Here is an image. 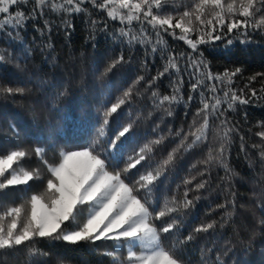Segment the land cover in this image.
I'll return each instance as SVG.
<instances>
[{
    "label": "snow or ice",
    "instance_id": "6c2138e0",
    "mask_svg": "<svg viewBox=\"0 0 264 264\" xmlns=\"http://www.w3.org/2000/svg\"><path fill=\"white\" fill-rule=\"evenodd\" d=\"M29 5L31 8L27 12L20 7ZM92 9L105 13L107 19L122 25L118 31L120 37L126 39L129 49L134 45L150 46L152 53L159 52L164 60L163 70H158L150 78L138 76L114 102L110 98L102 112L97 139L79 150L61 149L54 162L45 158L48 149L40 146L29 151L17 145L0 153V199L7 196L10 188L24 186L27 191L35 181H43L44 185L41 191L27 198L21 197L19 203L13 201L6 206L0 203V264H5L4 257L21 246L30 257H47L49 254L37 246L42 240L70 244L112 241L110 250L104 253L110 258V264H190L183 248L195 238L194 235L189 234L184 239L173 237L184 223L183 216L199 199L198 196L190 199L189 194L208 187L209 180L197 181L198 176L205 177L214 166L222 168L225 173L221 178L224 200L212 211L223 209L225 215L231 217L232 213L227 209L235 204L232 178L236 174L229 163L228 153L233 134L238 129L227 113L236 111L240 105L250 104L253 98H261L258 91L264 93V83L259 90L249 86L257 77H264V73L249 77L248 83L237 89L235 80L243 69L236 67L214 73L200 48L224 39L231 45L234 36L240 38L241 43H252L255 34L264 35V0H190V3L177 0H0V14H4L0 19V32L9 29L7 35L13 39L12 30L23 28L26 21L45 17L46 10L51 15L60 16L65 28L72 27L65 17L84 14L93 28L102 23L103 29L107 30L106 20L94 19ZM44 28L51 31V22L47 18L44 19ZM39 30L43 34L44 29ZM166 36L183 41L191 51L174 52ZM4 59L5 56L0 54V61ZM126 62L121 51L108 63L102 75H108ZM142 67L148 68L147 60L143 61ZM166 75L170 78L171 90L161 94L155 86ZM184 75L189 78L190 89L186 100L182 91ZM173 76L175 79H171ZM141 82L146 86L145 91H151L154 109L162 110L169 117L173 115V105L190 108L197 99L194 93L198 94L199 106L188 130L174 133L180 138L179 143L166 157L155 161V166L153 154L168 139L163 134L128 156L123 161L124 167L120 168L122 154L117 149L128 139L135 120L117 121L108 140V148L112 151L98 150L97 146L107 134L110 118L122 106L130 104L134 95H140ZM24 92V88L0 83V95H23ZM210 127L215 129V144L209 142ZM169 134L172 135L171 131ZM255 135L260 137L261 143L252 147L260 150L258 155L264 163V131ZM243 140L241 136L242 150ZM205 144L208 145L207 152L197 162L203 168L183 181L182 197L173 194L163 204L159 199L153 200L158 181L177 155ZM32 155L44 166L46 177L39 166H25L24 161L31 159ZM192 168L197 169V164ZM133 169L137 171L134 173ZM193 181H197L194 187H189ZM221 219L224 220V216ZM217 223L216 220L202 223L193 232H209ZM165 234L168 243H165ZM203 264L210 262L204 261ZM214 264H220L219 256Z\"/></svg>",
    "mask_w": 264,
    "mask_h": 264
},
{
    "label": "trees",
    "instance_id": "16d2710c",
    "mask_svg": "<svg viewBox=\"0 0 264 264\" xmlns=\"http://www.w3.org/2000/svg\"><path fill=\"white\" fill-rule=\"evenodd\" d=\"M177 2L190 3V0ZM20 7L27 12L31 5ZM88 7L91 9L90 5ZM92 13L94 19L106 20L107 30L103 29L102 23L98 28H93L84 14L65 17L72 25L65 28L60 16L51 15L46 10L45 17L30 20L23 28L12 30L15 34L13 39L7 35L9 29L0 32V54L5 56L0 61V83L25 89L23 95H0V153L17 145L29 151L40 146L48 149L45 158L54 162L61 149L79 150L97 139L102 112L110 98L114 102L138 76L150 78L158 70H163L164 60L159 52L152 53L150 46L134 45L129 49L126 39L120 37L118 29L122 25L118 21L107 19L105 13L95 9H92ZM45 18L51 22V31L44 28ZM39 29H44L43 34ZM231 38V45L224 39L202 45L200 50L214 73L236 67L243 69L234 84L239 89L248 83L249 77L264 73V35L255 34L252 43H241L240 38L235 36ZM166 39L174 52L191 51L183 41L170 36H166ZM121 51L127 62L108 75H102L108 63ZM145 60L148 62L147 69L142 67ZM171 79H175V76ZM184 79L182 91L186 100L190 91L189 78L184 75ZM262 83L264 77H257L249 86L259 90ZM169 85L170 78L166 75L155 87L159 88L161 94H166L171 90ZM145 87L141 82L140 95H134L130 104L122 106L110 118L107 134L97 146L98 150L112 151L108 148V140L117 127V121L127 123L129 119L135 120L128 139L117 149L122 154L118 165L120 168L124 167L123 161L128 156L163 134L168 139L153 154L155 166V161L166 157L179 143L180 138L174 133L181 129L188 130L199 106L198 94L194 93L197 99L190 108L186 109L182 104L173 105V115L169 117L162 110L154 109L151 91H145ZM258 96L261 98H253L250 104L240 105L236 111L227 113L238 129L233 134L228 153L229 163L236 174L232 178L235 204L227 209L232 213L231 217H227L223 209L212 211L224 200L221 178L225 173L222 168L214 166L205 177H197V181L208 179L209 185L199 192H190V199L194 196L199 199L195 201V207L183 216L180 231L173 233V237L180 239L194 235L195 238L183 248L190 264H203L204 261L214 264L217 256L220 264H264V163L258 155L260 150L252 147L261 143L260 137L255 134L264 131V93L258 91ZM214 133L215 129L210 127L209 142L213 144ZM241 136L244 137V150L241 149ZM207 147L205 144L178 154L158 181V191L154 192L153 200L159 199L163 204L173 194L182 197L183 181L202 170L203 165L197 162L204 157ZM112 163L115 164V161ZM24 164L27 167L39 166L47 176L44 166L34 155ZM193 164H197V169L192 168ZM138 168L144 171V168ZM132 171L135 173L137 170ZM197 181H193L189 187H194ZM43 186V181H35L31 182L27 191L24 186L10 188L0 203L5 206L13 201L19 203L21 197L27 198L41 191ZM212 220L218 222L214 229L206 233L193 232L198 225ZM168 242L165 234V243ZM111 245L112 241L70 244L42 240L37 246L49 254L47 257H30L21 246L15 252L8 253L4 260L5 264H110V258L104 253L110 250Z\"/></svg>",
    "mask_w": 264,
    "mask_h": 264
},
{
    "label": "rangeland",
    "instance_id": "374dc122",
    "mask_svg": "<svg viewBox=\"0 0 264 264\" xmlns=\"http://www.w3.org/2000/svg\"><path fill=\"white\" fill-rule=\"evenodd\" d=\"M4 18V14H0V19H3ZM28 21L25 22V24H27Z\"/></svg>",
    "mask_w": 264,
    "mask_h": 264
}]
</instances>
